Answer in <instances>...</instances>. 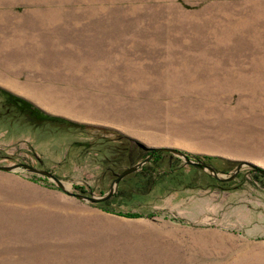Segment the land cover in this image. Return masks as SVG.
Segmentation results:
<instances>
[{
  "label": "rangeland",
  "instance_id": "obj_1",
  "mask_svg": "<svg viewBox=\"0 0 264 264\" xmlns=\"http://www.w3.org/2000/svg\"><path fill=\"white\" fill-rule=\"evenodd\" d=\"M0 89L67 122L0 105V167L71 194H107L137 143L264 170V0H0ZM156 154L98 204L0 171V264H264V175Z\"/></svg>",
  "mask_w": 264,
  "mask_h": 264
},
{
  "label": "water",
  "instance_id": "obj_2",
  "mask_svg": "<svg viewBox=\"0 0 264 264\" xmlns=\"http://www.w3.org/2000/svg\"><path fill=\"white\" fill-rule=\"evenodd\" d=\"M137 145L143 151L151 152V155L149 156V158L146 159L145 161L140 162L137 165L125 170L124 172H122L120 174H116L115 175L116 179L112 182V184L109 188V191L107 192V194L103 195L102 197H94V196L89 197V196L80 195V194H71L66 190L62 181L60 179H58L55 175H53L52 173H50L48 171L37 169V168H34V167L27 165V164H17V165H13V166H9V167H0V171L9 173V172H15L17 170H25L31 174L45 177L48 180L55 183V185L60 190L65 191V192L69 193V195L75 196L76 198H78L80 200L90 202L93 204H98V203L110 200L115 195L117 188H118V185L122 180H124L127 176L140 171V169L150 161L152 156L156 153H159V152L171 153L175 156L181 157L185 160L187 165L195 166V167H198V168L203 169L205 171H208L216 180L221 181V182L234 180L244 166H249V167L253 168L254 170H256V171H258L264 175V170L256 167L255 165H252L250 163H240L231 176L220 177L214 168H212L211 166H208L207 164H205L201 161H199V162L192 161L189 157L190 155L184 151H180V150L173 149V148H161V147L160 148H149V147H146L145 145L140 144V143H137Z\"/></svg>",
  "mask_w": 264,
  "mask_h": 264
},
{
  "label": "trees",
  "instance_id": "obj_3",
  "mask_svg": "<svg viewBox=\"0 0 264 264\" xmlns=\"http://www.w3.org/2000/svg\"><path fill=\"white\" fill-rule=\"evenodd\" d=\"M1 94L3 95V101H1L0 105H2L3 109H5L8 113V115H14L16 119L19 118H24V120H27V122H30L33 126L35 127H41V126H54V129L56 130H63L62 127H66V121L59 119V118H54L50 117L44 113H42L38 108H36L31 102L18 97L14 94H11L5 90L0 89ZM10 117V116H8ZM12 117V116H11ZM67 128H81L80 125H75L71 124L70 127ZM86 130H95L96 128H91V127H85ZM100 131L105 132L106 134H109L111 132L110 130L106 129H100ZM130 142L124 141L121 142V148L119 150L123 151V153H129L130 152ZM160 154H155L153 156V160L151 161L152 163L155 164H161ZM158 158V160H156ZM150 162V163H151ZM144 172V171H143ZM146 172V171H145ZM144 172V173H145ZM147 177H142L141 181L146 180ZM156 182V181H154ZM129 218H137V215L133 214H127L125 215Z\"/></svg>",
  "mask_w": 264,
  "mask_h": 264
},
{
  "label": "flooded vegetation",
  "instance_id": "obj_4",
  "mask_svg": "<svg viewBox=\"0 0 264 264\" xmlns=\"http://www.w3.org/2000/svg\"><path fill=\"white\" fill-rule=\"evenodd\" d=\"M132 151H133V152H131L130 155H133L135 151L138 152V153H141V152H142V151H138V150H136V149H135V151H134V148H132Z\"/></svg>",
  "mask_w": 264,
  "mask_h": 264
}]
</instances>
